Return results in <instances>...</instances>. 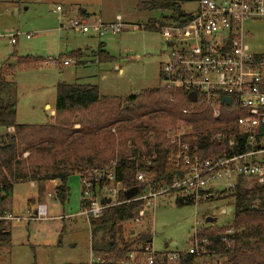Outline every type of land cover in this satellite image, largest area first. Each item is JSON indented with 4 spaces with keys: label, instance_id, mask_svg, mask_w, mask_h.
I'll use <instances>...</instances> for the list:
<instances>
[{
    "label": "trees",
    "instance_id": "1",
    "mask_svg": "<svg viewBox=\"0 0 264 264\" xmlns=\"http://www.w3.org/2000/svg\"><path fill=\"white\" fill-rule=\"evenodd\" d=\"M137 6L139 10L168 12V17L162 16L163 23L185 24L191 19L177 1L150 0ZM156 27L153 22L144 28L157 30ZM66 56L77 58L76 52ZM96 58L101 63L112 61L103 50L97 52ZM32 60L17 58L19 68H34ZM13 85L0 71V129L5 131L0 135V215L7 213L1 207L16 184L33 183L41 194L45 184L56 181L59 184L54 188V197L63 204L68 199L70 176L115 161V180L122 187L118 195L120 204L106 208L100 217L89 221L92 234H98L91 248V264H126L129 253L152 244L148 226L137 234L126 228V223L134 225L144 202H127L124 192L135 187L143 192V186L135 181L137 172L145 173L154 188L163 183L169 185L187 174L181 163L176 165L169 159L166 129L174 128L179 122L190 124L192 133L184 142L196 150L195 155L201 161L230 157L250 149L236 125L241 111L223 110L215 120L208 109L198 105L190 115L182 116V109L188 108L186 95H173L160 86L122 98L100 94L97 85L62 82L56 86L52 122L20 125L16 122ZM142 121L155 124H142ZM215 133L233 137L235 144L229 147L228 139L213 141L211 136ZM174 197L178 208L194 205L190 197L179 194ZM217 200L232 202V245L224 244V229L215 230L208 225L198 235L200 240L208 241L205 253L181 252L175 264H264V183L247 187L243 180H238L233 189L217 194L211 201ZM80 207L84 208L81 202ZM5 249H11V233L0 221V250Z\"/></svg>",
    "mask_w": 264,
    "mask_h": 264
},
{
    "label": "rangeland",
    "instance_id": "2",
    "mask_svg": "<svg viewBox=\"0 0 264 264\" xmlns=\"http://www.w3.org/2000/svg\"><path fill=\"white\" fill-rule=\"evenodd\" d=\"M141 2L150 0H0V71L14 84L16 122L20 125L51 123L56 86L60 82L71 84L75 75L83 78L79 83L97 85L104 96L126 98L159 87L165 41L158 30L144 27L153 22L162 24V16L168 17L169 13L139 10L137 5ZM57 6L63 11L56 12ZM181 7L186 13L195 10V6L187 2L181 3ZM83 9L88 12L89 23L95 20L110 23L119 16L125 24L123 32L102 38L75 32L69 24ZM244 32L251 53L264 57V21L245 23ZM11 34H18L15 45L9 43ZM26 35L32 37L27 40ZM99 42L104 44L111 62L92 63L94 58L91 60L87 55L86 65L81 66L76 58L66 56L76 49L82 52L87 47L95 50ZM12 54L14 57H10ZM16 57L43 59L33 58L34 68H40L27 70L19 68ZM69 58L74 63L67 67L61 65ZM48 59L59 62L47 64ZM3 133L5 131L0 129V135ZM243 183L247 187L251 185ZM58 184H45L41 194L33 183L14 185L12 195L1 208L13 217L25 220L2 221L11 233V249L0 250V264L92 263L91 248L97 242L98 234H92L89 222L80 214L79 177L74 174L68 178V199L63 204L54 197V188ZM174 200L172 195L157 198L154 208L149 210V223L125 224L136 234L147 230L148 226L152 249L158 254L188 250L194 229L201 227L206 217L216 221L205 227L225 230L232 226L231 200L179 208ZM42 202L47 207L46 219L35 218L34 214L35 207Z\"/></svg>",
    "mask_w": 264,
    "mask_h": 264
},
{
    "label": "built area",
    "instance_id": "3",
    "mask_svg": "<svg viewBox=\"0 0 264 264\" xmlns=\"http://www.w3.org/2000/svg\"><path fill=\"white\" fill-rule=\"evenodd\" d=\"M187 2L195 10L186 13L191 19L185 24L164 22L157 24V30L164 39V61L160 69V87L173 95H186L188 108L181 111L188 116L196 106L208 109L213 119H218L223 110L232 109L242 114L236 120L239 133L250 146L249 151L230 157L221 156L214 160L201 161L184 142L192 132V126L179 122L174 128L166 129L165 142L168 146L169 159L176 165L182 164L187 174L171 184H161L154 188L148 183L146 174L137 172L135 181L143 186L137 196L130 201L144 202L137 213L135 225H141L150 218V209L156 200L166 195L190 197L194 204L210 202L217 194L227 193L233 189L238 180L247 184L264 183V57L251 53L246 43L244 24L264 21V0H165ZM57 6L55 11L61 12ZM125 24L119 16L110 23L87 19H76L70 22L69 28L83 35L102 38L107 34L119 35ZM17 35H9L10 44L16 43ZM32 36L27 35L30 39ZM59 61L47 60V64ZM74 63L72 59L62 61L64 67ZM194 93L196 101L191 102L188 95ZM229 98V105L223 99ZM114 132V129L112 130ZM213 141L223 142L228 139V146L235 144L233 137L215 133ZM130 145V144H128ZM150 165L149 162H147ZM81 187V203L84 208L80 214L89 222L98 218L111 206L119 205L118 195L122 187L115 180V161L109 165L92 168L78 174ZM105 200H110L105 204ZM127 201V200H126ZM127 201V202H130ZM35 218H47L45 206L39 205ZM145 219V220H144ZM9 213L0 215V221H16ZM205 220V219H204ZM194 229L191 246L186 250L190 255H203L208 245L207 239L198 235L206 228ZM231 228L223 232V242L227 247L233 243ZM181 252L158 254L151 245L128 254L126 264H175Z\"/></svg>",
    "mask_w": 264,
    "mask_h": 264
},
{
    "label": "crops",
    "instance_id": "4",
    "mask_svg": "<svg viewBox=\"0 0 264 264\" xmlns=\"http://www.w3.org/2000/svg\"><path fill=\"white\" fill-rule=\"evenodd\" d=\"M63 10H61V12H62ZM89 19V16H88V12L86 11V9H83V10H81L80 12H78V15H77V19ZM100 18V17H99ZM27 36V35H26ZM17 38V37H16ZM27 39V38H26ZM27 40H29V39H27ZM10 43V42H9ZM16 43H17V41H16ZM15 43V44H16ZM15 44H13V45H15ZM105 46H104V44L103 43H98V46H97V48L95 49V50H93V49H91V48H89V47H87V48H85L84 49V51L85 52H82L81 50H72V51H70V53H72V52H76V54H77V64L78 65H86V57H87V55H88V57L92 60L93 58H94V61H92V63H97V58H96V54H97V52L98 51H101V50H103V51H105ZM90 53V54H89ZM16 58H26V57H16ZM28 58H40V59H43V58H41V57H28ZM76 64V65H77ZM81 65V66H82ZM38 68H40V67H38ZM38 68H36V69H38ZM31 69H34V68H31ZM31 69H29V70H31ZM119 73H121V71H118ZM83 78H81V77H77L76 78V75H75V79H74V82H72V83H76V82H80V80H82ZM60 83H62V82H60ZM65 83V82H64ZM71 83V84H72ZM83 84H86V83H83ZM48 107V106H47ZM53 114H54V111H53ZM50 183H52V184H56V181H53V182H50ZM58 183V182H57ZM57 186V185H56ZM41 205H43V206H45V210H46V216H47V207H46V205L42 202V204ZM39 206V205H38ZM38 206H36L35 208H36V210H37V207ZM80 209H81V207H80ZM36 210H35V212H34V214H36ZM9 214H11V213H9ZM36 216V215H35ZM59 218H61V217H59ZM211 218H213V217H211ZM22 220H25L24 218H22L20 221H22ZM130 229V228H129ZM174 246V245H173ZM163 253H165V252H163Z\"/></svg>",
    "mask_w": 264,
    "mask_h": 264
},
{
    "label": "water",
    "instance_id": "5",
    "mask_svg": "<svg viewBox=\"0 0 264 264\" xmlns=\"http://www.w3.org/2000/svg\"><path fill=\"white\" fill-rule=\"evenodd\" d=\"M188 99L191 101V102H195L196 101V95L194 93H191L188 95ZM223 102L227 105H229L230 103V99L229 98H225L223 99ZM139 188L138 187H135V188H132L130 190H127L124 192V197L127 201H130L131 199L135 198L137 196V194L139 193ZM110 200H105L104 203L105 204H109ZM216 219L215 218H211V217H206L205 220H204V223L207 225V224H213L215 223Z\"/></svg>",
    "mask_w": 264,
    "mask_h": 264
}]
</instances>
